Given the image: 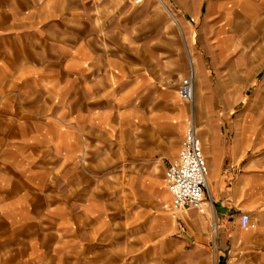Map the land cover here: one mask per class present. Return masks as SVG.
Returning <instances> with one entry per match:
<instances>
[{"label":"crops","instance_id":"crops-1","mask_svg":"<svg viewBox=\"0 0 264 264\" xmlns=\"http://www.w3.org/2000/svg\"><path fill=\"white\" fill-rule=\"evenodd\" d=\"M142 2L0 0V264H264L256 118L237 122L231 138L216 126L199 134L209 196L186 251L165 176L132 170L142 159L128 131L136 120L148 131L154 94L150 34L142 18L100 13L122 20ZM191 59L200 86L202 57L189 51V69Z\"/></svg>","mask_w":264,"mask_h":264},{"label":"rangeland","instance_id":"rangeland-1","mask_svg":"<svg viewBox=\"0 0 264 264\" xmlns=\"http://www.w3.org/2000/svg\"><path fill=\"white\" fill-rule=\"evenodd\" d=\"M162 1L164 4L161 0H144L140 6L132 4L131 14L124 15L122 20L115 19L108 8H102L100 14L113 16V23L115 20L124 22L126 18L133 21L132 24L140 25L143 19V25L148 26L149 74L153 77L155 91L149 95L148 131L142 130L140 120H136L139 121L137 126L128 131L131 135L128 133L127 137H132L134 158L142 159L134 163L133 172L149 176L158 174L163 178L166 167L179 154L186 123L190 119L192 106L179 94L181 82L192 74L191 63V72L188 65L189 51L202 57L203 61L201 84L194 82L199 134L202 135L207 126H216L224 133L228 131L231 138V129L243 118L247 121L256 118L260 127H264V0ZM102 18L101 25L106 28L110 18ZM100 38L103 43L108 42L106 33ZM104 48V52H114L106 45ZM197 86L200 88L199 98ZM157 89L159 93L163 91V97L157 96ZM140 103L138 100V106ZM122 118L117 113L118 121ZM122 130L118 131V136H125ZM146 138L148 147L144 144ZM174 210L175 218L179 215L182 251H186L197 233L195 220L202 213L196 209ZM210 218L208 214L209 232ZM204 226L202 223V228ZM139 253L141 251L134 250V256ZM213 264H217L215 258Z\"/></svg>","mask_w":264,"mask_h":264},{"label":"built area","instance_id":"built-area-1","mask_svg":"<svg viewBox=\"0 0 264 264\" xmlns=\"http://www.w3.org/2000/svg\"><path fill=\"white\" fill-rule=\"evenodd\" d=\"M179 94L190 106L192 105L194 101L192 75L181 82ZM208 175V163L199 137L197 120L194 114H190L179 154L168 164L165 171V181L174 209L177 211L200 210L208 201ZM240 226L244 229L250 226V218L247 214H241Z\"/></svg>","mask_w":264,"mask_h":264},{"label":"bare ground","instance_id":"bare-ground-1","mask_svg":"<svg viewBox=\"0 0 264 264\" xmlns=\"http://www.w3.org/2000/svg\"><path fill=\"white\" fill-rule=\"evenodd\" d=\"M165 8H166V6H165ZM191 67H192V76L194 77V82H195V80H196V68H195V64H194V61L191 59ZM195 94V93H194ZM196 103L193 101V103H192V113L191 114H194V105H195ZM194 117H195V115H194ZM198 133H199V129H198ZM208 177H209V175H208ZM207 183H208V178H207Z\"/></svg>","mask_w":264,"mask_h":264}]
</instances>
